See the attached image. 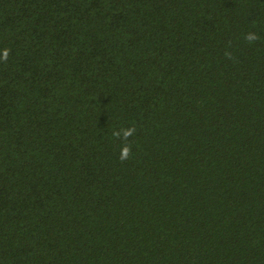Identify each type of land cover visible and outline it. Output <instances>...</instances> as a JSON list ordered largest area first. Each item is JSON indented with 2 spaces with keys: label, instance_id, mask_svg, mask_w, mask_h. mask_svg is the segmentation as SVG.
Masks as SVG:
<instances>
[{
  "label": "trees",
  "instance_id": "obj_1",
  "mask_svg": "<svg viewBox=\"0 0 264 264\" xmlns=\"http://www.w3.org/2000/svg\"><path fill=\"white\" fill-rule=\"evenodd\" d=\"M0 264H264V0H0Z\"/></svg>",
  "mask_w": 264,
  "mask_h": 264
},
{
  "label": "clouds",
  "instance_id": "obj_2",
  "mask_svg": "<svg viewBox=\"0 0 264 264\" xmlns=\"http://www.w3.org/2000/svg\"><path fill=\"white\" fill-rule=\"evenodd\" d=\"M246 40H248L249 42H253L255 40L258 39V36L255 33H249L246 35L245 37ZM8 51L7 49L4 50V55H3V60H7L8 58ZM135 132L134 128H127V129H123L122 130V135L124 139H128L129 137H131ZM115 136L120 137L121 136V132L117 131L113 133ZM131 154V145H124L121 149V155H120V159L126 160L129 158Z\"/></svg>",
  "mask_w": 264,
  "mask_h": 264
}]
</instances>
